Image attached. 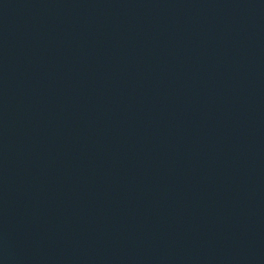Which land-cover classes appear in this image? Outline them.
<instances>
[{"label":"water","instance_id":"95a60500","mask_svg":"<svg viewBox=\"0 0 264 264\" xmlns=\"http://www.w3.org/2000/svg\"><path fill=\"white\" fill-rule=\"evenodd\" d=\"M0 264H264V0H0Z\"/></svg>","mask_w":264,"mask_h":264}]
</instances>
